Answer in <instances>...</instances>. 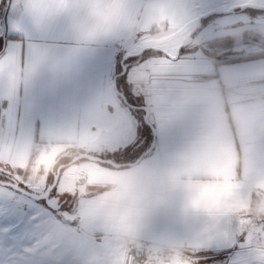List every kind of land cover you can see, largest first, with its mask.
I'll use <instances>...</instances> for the list:
<instances>
[{
  "label": "crops",
  "instance_id": "crops-1",
  "mask_svg": "<svg viewBox=\"0 0 264 264\" xmlns=\"http://www.w3.org/2000/svg\"><path fill=\"white\" fill-rule=\"evenodd\" d=\"M64 2L74 15L55 17L37 34L30 18L32 0H10L9 5L8 0H0V20L9 17L20 29L0 33V53L15 44L22 58L44 57L31 81L20 80L11 92L0 88V104L39 113L42 121L37 119L30 129L34 149L50 145L61 154L71 151L82 131H96L98 115L131 112L139 121L132 153L124 158L122 149L107 157L132 161L152 140V130L141 124L144 112L124 105L113 78L118 60L125 56L121 42L131 22L129 10L137 9L139 0ZM256 56L213 60L194 76L155 61L147 63L145 76H141L136 62L130 61V72L119 78V87L139 105L150 98L147 107L156 146L138 165L116 168L114 176L102 178L116 193L112 213L117 219L106 228L114 249L134 241L138 252L162 245L192 255L199 250L194 229L208 224L209 208L237 209L232 216L225 214L224 222L231 226L236 221L238 228L239 221L249 219L247 213L254 212L263 200L264 60L252 62ZM153 68L156 71H145ZM157 79L181 92L194 84L189 103L197 107L195 115L189 114L187 105L157 113L152 97ZM7 115L0 108V120ZM49 128L57 129L59 135L46 137ZM145 128L147 136L143 135ZM209 149L222 151V161L210 157ZM257 217L254 212L250 219L256 224ZM205 253L212 252L199 255Z\"/></svg>",
  "mask_w": 264,
  "mask_h": 264
},
{
  "label": "snow or ice",
  "instance_id": "snow-or-ice-1",
  "mask_svg": "<svg viewBox=\"0 0 264 264\" xmlns=\"http://www.w3.org/2000/svg\"><path fill=\"white\" fill-rule=\"evenodd\" d=\"M29 7L32 30L37 34L43 33L55 17L62 14L71 17L74 15V10L64 0H32ZM259 9L264 10V7ZM214 11L222 13L219 18L225 14L219 8ZM261 15L264 16V13ZM4 32H20V29L7 17L6 20H0V33ZM149 35L150 47L140 56L149 50L155 52L157 55L151 56L149 60L158 62L162 67L168 65L182 70L185 76H194L203 70L211 56L212 44L216 42L214 37H209L201 42V45L208 46H200L199 53L192 55L183 27L177 29L175 24L158 26L155 32L149 29ZM241 43L258 45V54L252 62L264 60V38L244 33ZM223 48L218 57L221 61H227L237 51L236 42L232 40L227 41ZM181 49L186 51L182 53ZM124 53L125 58L130 55L126 50ZM188 56L191 58L185 59ZM43 63L44 57L41 55L22 58L17 46L10 44L0 53V88L11 92L20 80L31 81ZM147 71L154 72L156 69ZM129 72L130 69L127 70V76ZM155 87L152 97L157 113L179 105H187L190 115H195L198 111L195 105L189 103L195 93L194 84H189L187 90L181 92L166 84L164 79H157ZM143 101L144 122L153 128L147 118L150 98L145 97ZM0 108L8 114L5 119L0 120V215H7L12 219L21 216L26 218L28 213L25 206L32 209L37 199H41L42 203L46 201L48 208L59 213L66 222L61 224L55 221L50 213L41 214V227L55 225L56 228L46 237L47 247L53 253L68 243L87 241L95 247L98 237L99 246L106 247L111 240V233L106 232V228L117 219L112 213L116 193L111 191V185L102 178L114 176L118 163L115 159H108L107 154H120L122 149L125 150L124 155L132 153L138 139L139 121L136 117L131 112L118 113L112 117L98 115L96 131H82L75 138V146L71 151H65L61 155L60 150L50 145L34 149L35 136L30 133V129H34L37 119L42 121L43 117L39 113L22 111L19 106L13 110L10 103L0 104ZM133 120H136L135 125ZM121 127L125 129L123 133L118 131ZM57 135L59 132L55 128H49L45 132L49 139ZM143 135H148L147 128L143 129ZM209 156L219 163L223 159V152L212 153L209 149ZM65 159L71 161V166L61 162ZM65 203L70 205V211H61ZM237 211L223 206L208 209V224L194 229V238L199 247L198 251L192 253L196 264H201L205 259L199 255L201 252L229 248L233 252L227 264H264V223L255 224L250 219L254 212L264 216V201L254 212L247 213L249 219L239 221L238 228L236 221H232L231 226L226 225L224 215L232 216ZM134 244V241H125L120 247L119 258L111 264H141L143 254H138ZM35 251L37 250L28 249L24 255H31ZM105 264L110 262L105 259Z\"/></svg>",
  "mask_w": 264,
  "mask_h": 264
},
{
  "label": "rangeland",
  "instance_id": "rangeland-1",
  "mask_svg": "<svg viewBox=\"0 0 264 264\" xmlns=\"http://www.w3.org/2000/svg\"><path fill=\"white\" fill-rule=\"evenodd\" d=\"M245 3L264 4V0H139L137 9L129 10L130 24L126 29L128 34L122 39L121 51L128 53L139 52L145 46H149V29L155 32L158 26L166 27L169 24H175L177 29L183 27L185 35L193 28L199 15L207 11L219 8L226 9ZM215 5V7H213ZM156 9L157 11H154ZM162 9V11H159ZM264 12L237 11L233 14L212 15L203 20L200 28L193 35V41L187 45L192 55H197L200 46L207 47V44L201 45V42L214 37L216 42L210 49L211 56L207 63L218 61V57L224 50L223 45L227 41L236 42L237 51L228 57L231 61L238 58L257 55L258 45L242 44L241 38L244 33L264 38ZM194 50V51H193ZM183 49L181 52H185ZM157 54L152 51H146L143 56L132 57L130 61H135V67H139L141 76H145L144 68L148 64L142 63V59ZM191 56L185 57L190 59ZM122 58L118 60V68ZM151 61L149 59H145ZM140 61V62H138ZM119 68V69H120ZM146 71V70H145ZM121 72V71H120ZM125 105V104H124ZM151 142L149 141L148 144ZM136 155V154H135ZM128 158L130 155H123ZM122 156V157H123ZM134 159V158H133ZM65 162V161H63ZM264 201V193L262 194ZM260 201V203L262 202ZM27 217H18L12 219L7 215H0V264H105V259L114 262L119 258L120 248H116L113 243H108L106 247L99 246V238L95 247L87 241L72 244L68 243L60 250L53 253L46 243V237L49 232L55 231V225L41 227V214L50 213L55 221L66 223L63 217L52 209H49L43 202L36 201L34 208L28 209L25 206ZM61 211H70V205L65 203ZM264 223V216L258 213L256 224ZM28 249H35L33 254L24 255ZM153 249L177 250L176 248H167L157 245ZM151 248L142 251L143 259L141 264H145L152 256ZM212 253H205L204 256L223 253H232L233 249L213 250ZM188 253V252H187ZM190 254V253H189ZM191 255V254H190ZM231 255V254H230ZM230 257V256H229ZM229 257L224 260H203L201 264H227Z\"/></svg>",
  "mask_w": 264,
  "mask_h": 264
},
{
  "label": "water",
  "instance_id": "water-1",
  "mask_svg": "<svg viewBox=\"0 0 264 264\" xmlns=\"http://www.w3.org/2000/svg\"><path fill=\"white\" fill-rule=\"evenodd\" d=\"M9 2L10 0H8V3L7 5H9ZM264 7V4H257V3H245V4H242V5H238V6H233V7H230V8H226V9H221L223 10V12L225 14H231V13H235L237 12V10H245V9H256V10H259V11H263L264 10H261L259 8H262ZM216 9H213V10H210V11H207L206 13H203L201 15H199L196 19V23L195 25L193 26V28L187 33V45H189L192 41H193V35L195 34V32L200 28V26L202 25V22L204 19L206 18H209L210 16L212 15H222L221 12H218V11H214ZM213 11L211 14H209V12ZM5 16V15H4ZM4 20H5V17H4ZM150 46H145L143 48H141L139 50V52H135V53H129L130 55L127 56V58H125V56L122 58L121 60V66H122V71L121 72H118L114 75V78H113V87L116 91V93L122 98V101L123 103L132 108V109H138V110H143L144 111V105H139V104H134V103H131L127 97V95L120 91L119 88H118V78L120 76H123L124 74L127 73V70H128V67H129V63H127L126 61L132 57H136V56H140V54L142 52H144L145 50H148ZM4 48V47H3ZM2 51V50H1ZM148 108V107H147ZM145 115V113H144ZM143 115V117H144ZM147 118H148V122L150 124H152L151 120H150V109L148 108V111H147ZM145 123L144 122V119L141 121V124ZM147 126H149V124L145 123ZM153 128L151 126L150 129L152 130V140H151V143L150 145L147 147V149H145L134 161H126V162H118L117 163V166L116 168H122V167H133V166H136L138 165L141 160L146 157L147 155H149L155 148L156 146V130H155V127L154 125L152 124ZM64 154V153H63ZM61 154V155H63ZM108 158V157H107ZM108 159H112V158H108ZM62 163H68L69 166L71 165V161H66V162H62ZM59 167V165H58ZM37 201L41 202V199H37ZM47 206V203L46 201L44 202ZM48 207V206H47ZM202 257L204 258H207V256H204V255H201Z\"/></svg>",
  "mask_w": 264,
  "mask_h": 264
},
{
  "label": "clouds",
  "instance_id": "clouds-1",
  "mask_svg": "<svg viewBox=\"0 0 264 264\" xmlns=\"http://www.w3.org/2000/svg\"><path fill=\"white\" fill-rule=\"evenodd\" d=\"M149 264H177V261L170 258L167 253H155L149 258ZM181 264H196L194 255L189 257L185 253V259Z\"/></svg>",
  "mask_w": 264,
  "mask_h": 264
},
{
  "label": "trees",
  "instance_id": "trees-1",
  "mask_svg": "<svg viewBox=\"0 0 264 264\" xmlns=\"http://www.w3.org/2000/svg\"><path fill=\"white\" fill-rule=\"evenodd\" d=\"M237 11H240V10H237ZM242 11H249V12H253V13H256V12H263V11H259V10H256V9H245V10H242ZM183 49H181V51H182ZM131 59V58H130ZM130 59H128L126 62L127 63H130ZM120 68V67H119ZM118 67H117V70H116V72H115V74L116 73H118V72H120V71H122V68H120L119 69ZM126 75V74H125ZM125 75H123V76H120L119 78H123ZM119 78H118V88H119V90H120V87H119ZM121 91V90H120ZM128 97V99H129V101L131 102V103H133V100L131 99V97H129V96H127ZM134 104H138V103H134ZM140 111H142V112H144L143 110H140ZM143 115H144V113H143ZM151 142V141H150ZM149 146V144L147 145V147ZM147 147L145 148V149H147ZM144 149V150H145ZM143 151H141L140 153H138L135 157H134V159H132V161H134L141 153H142ZM63 161H68V160H62L61 162H63ZM126 161H130V160H124V161H122V162H126ZM230 254L231 253H223V254H221V255H217V254H214V255H211V256H208L207 258H205V259H203V260H214V261H216V260H224V259H226V258H228L229 256H230ZM202 260V261H203Z\"/></svg>",
  "mask_w": 264,
  "mask_h": 264
},
{
  "label": "built area",
  "instance_id": "built-area-1",
  "mask_svg": "<svg viewBox=\"0 0 264 264\" xmlns=\"http://www.w3.org/2000/svg\"><path fill=\"white\" fill-rule=\"evenodd\" d=\"M155 253H167V254H169L170 258H172V259L177 261V264H181V262L185 259V253H187V252L179 250V249H177V250H170V249L169 250H167V249L160 250V249H156V251L153 252L152 255L155 254ZM187 256L190 257V254L187 253ZM145 264H149V259H148L147 262H145Z\"/></svg>",
  "mask_w": 264,
  "mask_h": 264
},
{
  "label": "flooded vegetation",
  "instance_id": "flooded-vegetation-1",
  "mask_svg": "<svg viewBox=\"0 0 264 264\" xmlns=\"http://www.w3.org/2000/svg\"><path fill=\"white\" fill-rule=\"evenodd\" d=\"M125 75V74H124Z\"/></svg>",
  "mask_w": 264,
  "mask_h": 264
}]
</instances>
